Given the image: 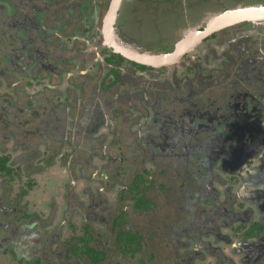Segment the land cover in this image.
Here are the masks:
<instances>
[{
    "label": "flooded vegetation",
    "instance_id": "obj_1",
    "mask_svg": "<svg viewBox=\"0 0 264 264\" xmlns=\"http://www.w3.org/2000/svg\"><path fill=\"white\" fill-rule=\"evenodd\" d=\"M111 1L107 2L106 0V10H103L105 0H103L104 3L101 0H87L92 4L91 7L94 9L98 23H100L101 17L102 25ZM140 1L146 8L149 5L146 3H151L154 0ZM163 1L168 3V0ZM189 1L199 6L204 4L199 2L201 0ZM167 3L168 6L169 3ZM82 7L83 0H11L9 6L0 3V11L7 9L6 11L11 12V15H8L11 16L10 19L2 21L0 28L2 24L11 26L15 30L11 41L16 44L15 49L12 47L14 51L6 53L9 57L7 61L10 77H7L4 72L5 67L0 66V75L4 73L1 82L4 87L17 81L13 76L15 71L24 75L26 68H31L32 76L37 77L45 74L48 79H52L58 84L63 83V78L67 73H79V70L86 67L87 64L92 67L102 66L103 71L106 70L104 74L105 80H107L105 82L103 80L100 85L96 83L88 99L81 96L83 81L78 82L75 79L71 80L76 89L74 100H71L72 96L68 97L66 101L54 100L49 96H44L45 102L43 98L41 99L44 103L43 106L46 107L48 119L51 121L54 119V121H52L51 128H40L39 134H44L46 131L44 135L48 139L38 143L43 142L44 145H49L51 141L55 144L60 143L66 129L65 119L73 120L69 116L70 108L67 107L71 103L79 102L78 104L82 103L84 106L88 104L85 106V112L93 120H99L101 117L106 119L109 114L115 115L120 111L119 106L126 105L127 110L137 116V124L141 125L143 129V133L139 134L141 139L128 140L131 144L126 154L119 146L120 141L118 143L112 141L117 145L111 149L108 147V150L106 148L108 143L101 147L99 139L87 140L82 146L78 143L77 148L70 154V162L75 158L74 163L80 169L81 178L77 182L83 186L86 183L84 181L86 178L94 177L95 180L102 181L103 188L112 190L114 181L119 178L124 188V181L129 180L131 176L130 165L136 167L142 164L153 169L165 168L166 172L161 175H165L168 179L166 181L158 179L157 185H154L157 195L162 194V197L173 195L177 199L175 201L178 199L181 201V198L190 195H198L195 200L189 199L191 202L190 211L182 217L184 218L183 226H181L182 231L186 229L189 234L196 235L200 245H197L196 240L191 238L192 243L196 245L193 250L197 253L193 256L189 255L188 260L196 259L198 255V259H200L201 253L206 250L214 255L218 261L217 264H237L236 259L229 257L223 247L215 245L219 240L224 245L231 246L234 252L243 255L239 261L240 264H264V38L261 36L256 40L251 34L246 41L240 44L238 34L234 35V39L226 40L224 33L228 29H217L203 38L195 47L187 49L179 61L170 63L167 59L156 65L141 64L111 48V41L106 42L104 39L105 36L108 37L109 26L103 28L104 33L102 32L101 36H99V27H95L93 30L86 26L82 30L79 26L81 14H77ZM85 7L87 8V6ZM122 7L120 6L121 9ZM18 8L25 10L21 11L22 14L19 16L16 12ZM47 8L49 11L53 8L51 12V17L54 18L53 27L50 26L46 29L41 25L42 34L47 32L45 38L42 36L33 37L29 33H38L40 25L37 20L44 15ZM227 10L229 8L222 7L221 9L223 12ZM6 11H4V15H6ZM203 11L207 14L204 16H208L211 12H208L206 8ZM33 13L36 14L34 18ZM1 16L3 15H0V21L2 20ZM204 16L194 17L192 21L198 24L203 21ZM119 17L121 15L118 11L117 21L113 25L115 32L120 22ZM190 17L191 15L186 14L187 20H190ZM159 18L162 20L164 17L159 16ZM196 19L198 21H195ZM151 24L156 23L154 21ZM34 25L38 26L31 29ZM237 25L241 24L232 25L229 29L235 28ZM257 27L260 30L256 29L260 32L253 27L248 29L251 32L256 30L260 35H264V21L258 22ZM19 31L26 34L25 37H19ZM0 33L5 35V31H1V29ZM82 36L86 42L84 46L91 44L96 46L95 49L89 47L91 51L84 50L80 42ZM63 37L65 40L61 41ZM69 37L75 41H69ZM116 37L118 42L125 45L127 49L126 52L124 51L125 53L147 52L152 54L153 51L155 52L153 54L162 55L166 54L170 46L175 43L164 44V48H162L161 43L158 42L155 45L156 48L146 49L138 47L140 43H127L120 40L117 35ZM15 39L19 42H15ZM100 39L105 40L101 43V49L96 44ZM69 42L71 43L69 44ZM251 43L254 47V57L242 61L240 58L237 61L243 49L249 47ZM220 45L222 47H219ZM58 48L64 51L69 50L70 53L76 52V54H62ZM118 55L123 57L120 64L117 63ZM215 55L220 65L218 70L225 71L219 82L229 80L227 77H230L228 74L231 75V73H234V82L238 79L237 74L241 76L242 81L239 86H235L229 81V89L222 85L221 92L216 91L217 97L210 101L205 100L203 96L197 99L195 96L199 91L209 87L208 83L204 84L207 74L216 70L210 67V59ZM259 55L261 57L257 58ZM17 59L20 60V65ZM236 63L237 65L239 63L237 67ZM173 65L181 67V71L175 70V76L189 72L186 76L191 74L199 87L197 89H193L192 86L187 88L191 83L189 79L185 83H175L177 78L168 74V67ZM114 68H116L115 72ZM1 69L3 70L1 71ZM91 73L93 72L87 71L76 79L86 77L84 83H88L87 79L95 77V74ZM68 82L69 79H67ZM236 83L238 85L237 81ZM113 86L114 91L111 88ZM172 86L174 87L172 88ZM233 87L237 92L235 94L229 92ZM173 90L176 91L175 94L182 91V96L171 95L170 92ZM209 91L213 94L211 89ZM111 92H114L112 99L108 97ZM169 95L174 98L173 101L169 100ZM180 100L184 101L179 102ZM3 101L4 103L0 98V157L8 155L7 145L12 138L15 141L13 150L17 149L19 144V130L14 126H17L21 119L14 111L22 113L28 111H25V107H18L17 103L10 99L5 98ZM181 104H187V107L183 108ZM13 106L15 107L13 108ZM34 106L32 104L28 112L32 113L31 109L35 108ZM72 106L74 107V105ZM6 114H9V118L4 117ZM242 115H247L244 117V120H247L246 123L241 122L240 116ZM80 122L83 131H88L86 122L90 121L87 117L85 116ZM108 122L106 120L104 125H109ZM248 122L250 127H247ZM27 123L28 121L25 124ZM99 124L101 122L95 124L97 130L100 129ZM6 126L13 129L9 136L2 131V128ZM79 127H73V131ZM22 133L25 137L32 134L29 131H22ZM63 143L65 142L63 141ZM25 146L27 147L22 149L29 152V147L33 144L25 143ZM99 148L100 150L102 148L104 154L108 151L107 163L100 167V170L90 164L89 166L92 168H88V153L102 155ZM52 150L54 151V149ZM117 151H119L118 155ZM141 154L144 156V161L137 157ZM30 155H19L15 159L9 155L10 160H8L7 166H11L13 171L11 173L0 171V178H4L0 182V264H63L64 262L70 264L65 257V250L71 244L70 235L63 237L64 224L72 229L76 228V224L70 219L73 215L80 216L83 218V222L89 224L90 220L98 219L96 210L90 205L86 211H92V213H84L81 210L80 201L69 196L72 195L71 191L67 192L63 197L65 203V208L62 211L63 220L51 232V224L56 218V206L50 204V215H42L34 207L29 208L27 203H24V199L20 200V197L26 196L23 193H27L34 186V180L29 179L27 183L29 189L24 190L18 197L8 198L11 195H7L4 191L7 180L22 178L21 173L24 171L29 174L30 172H27L29 168H32L31 173L39 171L38 168L33 169L32 164L28 163ZM51 156L54 157L53 154ZM162 158L170 159L166 163ZM17 160L24 161L26 163L24 167H15ZM70 162H68V166H70ZM68 173L73 175L70 170ZM71 179L73 183L74 179ZM162 181L164 182L163 189L159 186ZM100 190L101 188L97 190L98 195H101ZM85 191L89 195H94L91 189L90 192ZM121 193L122 190L116 195H121ZM73 195L78 194L74 193ZM129 195H142V193ZM147 195H150L149 192ZM157 195L153 200H159ZM197 201L198 203H196ZM232 202L235 205H232ZM99 203L102 204L103 201L100 199ZM113 210L114 208L102 214L101 220L110 223ZM179 213L175 215L177 219L180 218ZM45 226L47 227L42 232V236L36 240V243L41 240L39 244L27 242L26 236L32 235L35 229L38 231L39 227L44 228ZM226 229L231 230L232 233H228ZM209 236H212L214 240L207 239ZM201 242L207 243L209 247L202 245ZM182 245L189 248L185 243ZM210 247L216 252L209 251Z\"/></svg>",
    "mask_w": 264,
    "mask_h": 264
},
{
    "label": "rangeland",
    "instance_id": "obj_2",
    "mask_svg": "<svg viewBox=\"0 0 264 264\" xmlns=\"http://www.w3.org/2000/svg\"><path fill=\"white\" fill-rule=\"evenodd\" d=\"M11 0H0V3L5 6H9ZM103 2V0H101ZM123 1H128V0H123ZM108 2V0H107ZM107 2L105 0V7L103 10H106V5ZM136 2H140L138 9H131L128 5L125 3L122 5V9L119 8V12L121 17H119L120 22L118 24L117 28V36L120 38V40H123L127 43L129 42H135V43H140L138 47L140 48H156L155 45L161 43L162 48H164V44H170L174 43L176 41V38L180 37L186 30L187 28L193 29L194 26H196V23L192 21L194 17H203L204 11L203 9H207L208 12H219L221 11L222 7L225 5L226 8L231 9L232 7L235 8L238 5H245V6H250V5H259L263 4L264 5V0H201L199 2H203L204 4L202 6H199L197 4H194L190 2L189 0H168L169 5H161L160 0H154L151 1V3H146L149 4L146 6V8L143 6L142 1L139 0H130L129 5H134ZM104 3V2H103ZM238 3V4H237ZM89 4V7H88ZM234 5H236L234 7ZM82 6V4H81ZM87 6V8L85 7ZM92 4L87 2V0H83V7L80 12L77 14H81L80 17V23L79 26L82 30L84 28L90 27L93 30L95 27H99V23L97 22V19L95 18V12L93 7H91ZM91 7V8H90ZM9 8V7H8ZM195 8V9H191ZM19 9V8H18ZM16 9L17 11H25L24 9ZM5 9L4 11H6ZM4 11H0V15L2 21L6 19L8 21L10 19L11 12L6 11V15ZM27 11V10H26ZM44 12L43 14H45ZM186 14L191 15L190 20L186 19ZM35 13L32 14V16L35 17ZM203 15V16H202ZM164 17L162 20L159 18ZM118 19V18H117ZM101 17H100V24H101ZM117 21V20H116ZM156 24H151V22H154ZM195 21H198L196 19ZM158 24V25H157ZM5 27H2L3 31H5V35H1L0 33V66L5 67L4 72L6 73L7 77H10V68L8 65V55L6 53L12 50V47L15 49L16 44L12 42L13 40V35L15 33L14 29H10L8 25H4ZM251 26V24H250ZM249 24L243 25L242 27L240 25L235 26V28H228L226 32L224 33L225 38L224 39H234V35L238 34L239 38L238 41L240 44H242L246 39L248 38L249 34L251 33L253 37L257 40V38H260L261 36L264 38V35H260L258 32H260L259 27L254 26L253 28L256 29L254 32H249ZM242 30V31H241ZM248 31V32H247ZM20 37H24V33L19 31ZM262 38V39H263ZM167 39V40H166ZM65 40V37L61 39ZM264 40V39H263ZM81 46L84 50L86 51H91L89 47L92 49H95L94 45L88 44V46H84L86 42H84V37L82 36V39L80 40ZM71 42H69L70 44ZM101 43V41L99 42ZM233 44V43H232ZM101 45V44H100ZM258 45V44H257ZM263 45V44H262ZM261 45V46H262ZM260 46V47H261ZM219 47H222L221 45ZM218 47V48H219ZM240 47V45H239ZM98 51V50H96ZM248 51V52H247ZM17 52V51H15ZM70 53V52H67ZM152 53H155L152 51ZM250 53V54H249ZM254 47L253 43L249 47H246L243 49L241 55L237 58V61L241 58L242 60L246 59H251L254 57ZM76 54V52H71L70 55ZM66 56L69 57L68 54ZM71 57V56H70ZM261 57L259 55L257 58ZM73 61V60H71ZM17 62L20 65V60L17 59ZM211 66L212 68L216 69L215 71L211 72L210 74H207V78L204 81V84L206 85L207 83L209 84V87L200 90L199 93L195 96L197 99H200L202 96L205 98V100H212L215 97H217V92H221L220 87L223 85L229 89L228 87L229 81H231L235 86H239L240 82L242 79L240 78L237 74L238 79L235 80L234 82V73H231V75L228 74L227 81H221V77L224 76V72H221L218 70L220 68V65L218 64V61L216 60V55L210 59ZM72 63V62H71ZM86 65V63H85ZM239 65V63H238ZM236 63V67L238 66ZM168 74L173 75L174 77L177 78L175 83H185L188 79L191 81V83L187 86L189 88L190 86L193 87V89H197L199 86L197 84L196 79L190 74L189 76H186L189 74V72L185 73L184 75H179L175 76L174 72L176 69H179L181 71L180 65H173L168 67ZM233 69V68H232ZM3 69H1L2 71ZM12 71V70H11ZM93 72L91 74H95V77H91L88 80V83H84L85 78L81 79H76V77H79L81 75H84L85 72ZM106 71V70H105ZM105 71H103L102 66L100 67H92L91 65L87 64L86 67L82 68L79 70V73L76 72V74H71L70 72L67 73L65 77L63 78V83L58 84L52 81V79H48V77L45 74H41L39 76H32L33 72L31 71V68H26L25 72L26 74L20 75L18 71H15L14 77L16 78V82L12 84H16L15 86L8 85L7 87H4L2 82V76L0 75V98H2V102L4 103L3 99H10L14 103H17L18 107H30L32 104L35 105L33 108L32 107V113H22L20 111H14L17 116L21 119L18 121V125L14 126L19 130V135L20 139L18 141V147L17 149L13 150L14 148V139L8 143V155L12 156V159H15L16 156L19 155H24V154H29L30 155V160L28 163L31 165V167L38 168V172H33L32 168L27 169V174L26 172H22V178H15V179H10L5 182V187L6 190H4L7 195H11L8 198L11 197H18L21 193H23L24 190L29 189L27 183L29 179H32L35 181L34 186L30 188V190L27 193H23V196L20 197V200L24 199V203H27L29 208H35L39 213L42 215H50L51 209H50V204L53 206H56V218L51 224L50 231L52 232L53 229H55L58 226V223H60L62 219V211L65 208V203L63 200L64 195H66L67 192H70L72 195H69L71 198H76L80 201V206L83 207V212L86 213V209L88 206L92 205L94 209L96 210L98 219H93L89 221V227L90 229L96 233V236L99 238V242L101 244L106 245L110 249V258L107 261L101 262L100 264H138L140 262V258H142V255L140 254L137 257H132V256H123L120 254L119 250V245L117 244V241L111 233V229L108 226V222H105L104 220H101V215L107 213L114 207L118 202V197L119 195H116L117 192L120 190H123V183L121 179L119 178L117 181H114L113 183V189H105L103 188L102 181L99 179H94V177L86 178L84 181L86 182L85 185H81L77 182L81 176L79 175L80 169L79 167L74 163L75 158H73L70 162V154L74 152V150L77 148V144L79 143L80 146H82L87 140L88 141H95L96 139H99L100 141V146L102 147L106 143L107 150L108 147L109 149L115 148L117 143L120 141L119 146L121 147V150L126 154L128 152V148L130 147L129 145L131 144L128 140L130 139H135L138 138L139 140L141 139V134L143 133V129L141 125L137 124V116H134L131 114L130 110H127L126 105H117L120 108V111H118L115 115L109 114L108 118H103L101 117L99 120H93L89 118V114L85 112V106L81 103L77 104L71 103L67 107L70 108L69 116L73 120H67L65 119V126L66 129L63 134V139L60 140L58 144H55L54 142H50L49 145H44V143H38L39 141H45L48 138L46 135V131H44V134H39L40 128H51L52 121L48 119V116L46 114V107L43 106L46 99L44 98L49 96L51 99L58 100L61 99L63 101H66L68 97L71 98V100H74L75 97V91L76 89L73 87V84L71 82L72 79L77 80L78 82L81 80L83 81L82 88H81V96L83 98L88 99L91 95V91L93 86L97 83V85H100L101 82H104L105 80ZM240 74V72H239ZM111 77V75H109ZM109 76H107L109 78ZM67 79H69V82L67 83ZM86 80V81H87ZM58 81V80H57ZM56 81V82H57ZM238 82V85L236 83ZM125 84V83H124ZM203 84V85H204ZM3 86V87H2ZM174 86H172L173 88ZM114 91V86L111 87ZM209 89L213 91V94L210 93ZM63 92L60 95H57L59 93ZM231 94L237 93L234 89L229 91ZM176 91L170 92L171 95H174ZM186 94V92H184ZM182 94V91L175 94L180 96ZM112 96H114V92H111L109 94V98L112 99ZM182 96V95H181ZM220 96V95H219ZM43 98V101L41 99ZM172 99L173 97L169 95V100ZM184 100H180L179 102H182ZM74 105V107L72 106ZM183 108L187 107V104H181ZM179 104L177 103V107ZM15 106H13L14 108ZM39 107V109H38ZM43 107V108H42ZM34 109V110H33ZM12 110V109H10ZM9 110V111H10ZM90 122H86L87 124V130L83 131V126H81V122L85 116ZM5 118H9V114L4 115ZM24 119H28V123L25 124ZM108 120L109 122L107 124L109 125H104L105 121ZM40 122V124H39ZM98 122H101L100 129L97 130L95 128V124ZM48 123V124H47ZM6 124V123H4ZM3 124V125H4ZM31 125H33L31 127ZM80 126V127H79ZM73 127H79V129L73 131ZM93 129H92V128ZM92 129V130H91ZM13 129H10L9 127H3L2 131L9 136L10 132ZM95 130V131H94ZM22 131H29L32 134H29L30 136L25 137L23 135ZM43 131V130H42ZM140 134V135H139ZM63 141L65 143H63ZM112 141H116L117 143H112ZM25 143L27 145L33 144V146H28L29 147V152L22 148H26ZM127 143V144H126ZM39 144V145H38ZM63 144V145H61ZM54 149V152L53 150ZM99 151H101L102 155H96L95 153L91 154L88 153V161H87V166L89 167H94L97 168V170H100V167L105 165L108 161V151L104 154V151H102V148ZM51 154L54 155L51 156ZM117 155L119 154V151L116 153ZM38 155V156H35ZM100 156V157H99ZM118 157V156H116ZM119 158V157H118ZM49 159H51V162L48 163ZM117 159V158H116ZM65 161V162H64ZM68 162H70V166H68ZM15 164V163H14ZM24 164H26L24 161H18L15 167H24ZM66 164V165H65ZM89 164L91 166H89ZM68 167V168H67ZM91 167V168H92ZM69 170L73 173H75V176L72 174H69ZM92 171V170H91ZM133 174H131L132 176ZM31 176V177H30ZM129 176V175H128ZM127 176V177H128ZM130 176V178H131ZM156 177L160 180L161 178L165 177V175H161L157 173L156 171ZM74 179V182L72 183V179ZM4 180L3 177L0 178V182ZM154 186V185H153ZM4 187V186H3ZM101 188V195H98V189ZM93 191L94 195H89L86 193L85 190H88L87 192ZM157 189L151 188L149 190V196L151 198H154L157 193ZM236 190V188H235ZM74 193H77L78 195H73ZM129 194H132L133 192L128 191ZM158 198L160 199L162 195H157ZM166 199H168L167 195H164ZM103 201L102 204L99 203V200ZM164 200V199H161ZM153 201H160V200H153ZM166 200H164L163 203H165ZM235 202V201H234ZM124 204L128 205L131 203V200H128V203L126 201L123 202ZM232 205L233 204L232 202ZM88 214L92 213V211L87 212ZM156 213V212H155ZM152 214V213H145V217L150 220V218H154L155 220V215L158 214ZM129 217V216H128ZM134 219L137 220V217H133ZM152 218V219H153ZM71 221H74L76 224V230L73 232L72 228L67 226V224H64V231H63V237L65 238L67 235H82V231L80 230V225L83 223V218H81L78 215H73L72 218H70ZM139 222V220H138ZM36 227V226H35ZM44 228L39 227L38 231L35 229L33 231L32 235L26 236V240L28 243H33V244H39V242L36 243V240L40 239V236H42V232L44 231ZM50 227V226H49ZM37 228V227H36ZM228 233H232L231 230L226 229ZM115 234V233H114ZM63 239V238H62ZM60 239V241H62ZM207 239L214 240V238L209 236ZM182 243H185L186 245L189 246L185 248L183 245L179 244L178 247V254L179 257H175L177 254L174 252L173 247H170L166 245L165 241V236H159L158 240L156 242V249L160 253L161 257L148 260V264H216V258L214 255H212L209 252H204L205 256H203L201 259H193V262L189 259L188 260V255L186 254L187 252L191 253L193 250V247L195 244L192 243L191 239H189L188 236L182 237ZM215 245H219L223 247L224 251L227 253L229 257H233L236 259L237 264H240V259L242 258V254L236 253L233 251L232 247L229 246L228 244L224 245L222 242L219 240L215 243ZM149 248H152V244H148ZM146 259H149L147 256H144ZM178 258V259H177ZM75 258H70L67 259L70 264L74 261ZM224 264V263H223ZM227 264V263H225Z\"/></svg>",
    "mask_w": 264,
    "mask_h": 264
},
{
    "label": "trees",
    "instance_id": "obj_3",
    "mask_svg": "<svg viewBox=\"0 0 264 264\" xmlns=\"http://www.w3.org/2000/svg\"><path fill=\"white\" fill-rule=\"evenodd\" d=\"M160 3H162L161 5H166L167 2L160 0ZM223 7L226 8L225 5ZM45 11L46 13L37 20V23L40 26L34 25L31 27V29H35L38 26V33H29L33 37L42 36L45 38L47 32L45 34H42L41 25H43L46 29L50 26L53 27L54 18L51 17L53 8H51L50 11L47 8ZM21 14V11L17 12L18 16ZM2 27H5L4 24H2ZM2 27L0 28L1 31H3ZM8 27L10 29H13L9 25ZM20 34L21 33L18 34L19 37ZM25 35L26 34H24V37ZM69 41L72 42L75 40H72L71 37H69ZM15 42L18 43L19 41L15 39ZM58 50L62 51V54H65L69 51H64L60 48H58ZM122 61L123 57L118 55L117 63L120 64ZM140 66L143 67L142 65ZM115 69L116 68H114V72ZM26 110L30 111L28 106H25V111ZM28 111L24 113H30ZM27 121L28 119L24 120V122ZM59 132L61 133V131ZM137 157L141 161H144V156L142 154ZM168 159H163V161L167 163ZM8 160H10L9 155H3L0 157L1 172L11 173L13 171L11 166H7ZM49 162H51V159H49L48 163ZM129 168L131 169L130 175H133L129 180L124 181L125 186L122 190L121 195H119L118 197V202L115 205L116 207H114L110 223H108V226L112 231L111 233H113L117 244L119 245L120 254H122L123 256L129 255L132 257H137L141 254L142 258H140V262L138 264H148L150 260L161 257L160 253L156 249V242L158 240V237L162 235L165 236L166 245L173 247L172 249H174V252L177 253L175 257H179L178 247L182 245V237L188 236L190 237V239L192 238L196 240L197 245H199L196 235L189 234L186 229L182 231L181 227L183 226L182 222L184 219L182 217L185 216L188 211H190L191 202L189 201V199L193 198V200H195L198 195L183 197L181 198V201L179 199L178 201H175L177 199H175L173 195L168 197V199H166L165 197H161L159 199L160 201H153V198L147 195V193L151 188L154 189L153 185H157L158 178L156 177V171L157 173L161 174L163 172H166V169H153L150 167L148 168V166L142 164L140 166L137 165L136 167L130 165ZM167 179V177L161 178V180L163 181H166ZM163 181L159 184L161 189L164 188ZM128 191L133 192L132 194L142 193V195H129ZM161 199L166 200V202L163 203L164 200ZM128 200H131L130 204L126 205L123 203L124 201L128 203ZM196 203H198V201ZM81 210L83 211V207L81 208ZM155 212L158 214H156ZM145 213H155V220L153 217V219L150 218V220H148L145 217ZM177 213H179V219L175 217ZM133 217H137V220ZM89 226L90 225L88 223L83 222L79 226L80 230L83 233L82 235L70 234L69 241L71 244L65 250V257L66 259L75 258L71 264H100L101 262L107 261L110 258L109 247L99 242L98 236H96L95 232L90 230ZM72 230L74 232L76 229L74 228ZM148 244H152V248H149ZM178 244L179 246H177ZM201 244L204 246H208V244H205V242H201ZM191 251V253L193 254L189 252H187L186 254L188 256H193L194 254L196 255L197 252H195V250ZM209 251L216 252L212 247L209 248ZM144 256H147L149 259H146ZM198 256L196 257L197 259ZM191 261L193 262V260ZM63 264L69 263L64 262Z\"/></svg>",
    "mask_w": 264,
    "mask_h": 264
},
{
    "label": "water",
    "instance_id": "obj_4",
    "mask_svg": "<svg viewBox=\"0 0 264 264\" xmlns=\"http://www.w3.org/2000/svg\"><path fill=\"white\" fill-rule=\"evenodd\" d=\"M122 0H112L110 7L106 13L104 18V26H109V37L111 41V48L115 52H120L124 54L126 57H129L133 60L138 61L141 64H161L163 61L167 60L170 63L179 61L181 55L186 52L187 49H191L200 43L203 38H205L209 33L214 32L215 30L219 29L220 27L230 26L235 23H240L244 21H264V5H239L237 8L229 9L226 12H222L216 14L214 17L208 19L205 23H203L201 28H195L190 31H187L180 40L176 42L174 45V49L171 53L168 54H151L147 52H136L135 53H125L126 48L125 45L117 41V37L115 35L114 23L116 21L117 12L120 7ZM111 15L110 19L108 17ZM109 22V23H108ZM122 47V48H121ZM125 51V52H124ZM247 115L240 116L241 122H247L244 120V117ZM247 127H250V123L248 122ZM251 130V129H249Z\"/></svg>",
    "mask_w": 264,
    "mask_h": 264
},
{
    "label": "clouds",
    "instance_id": "obj_5",
    "mask_svg": "<svg viewBox=\"0 0 264 264\" xmlns=\"http://www.w3.org/2000/svg\"><path fill=\"white\" fill-rule=\"evenodd\" d=\"M129 1L130 0H128V1H121V4H120V6H122L124 3L126 4V5H128L131 9H138V7H139V4H140V2H136L134 5H129ZM140 1V0H139ZM237 7H239V5L237 6ZM237 7H235V8H237ZM120 8V7H119ZM231 9H233V8H231ZM19 10V9H18ZM118 11H119V9H118ZM16 12H18L17 10H16ZM223 11H219V12H209V14H208V16H204V18H203V21H201V22H198V24H196V26H194V28L193 29H195V28H201L202 27V25H203V23H205L208 19H210V18H212V17H214L216 14H219V13H222ZM224 12H226V11H224ZM118 13V12H117ZM258 22H260L259 20H254V21H244V22H240V23H235V24H241L240 26L242 27L243 25H246V24H249V28H252V27H254V26H257L258 25ZM235 24H232V25H235ZM250 24H251V26H250ZM104 25V24H103ZM103 25H102V23L100 24L99 23V28H98V31H99V36H101L102 35V32H103ZM232 25H230V26H232ZM230 26H226V27H220L219 29H223V28H226V29H228ZM190 30H192L191 28L190 29H188V30H186L183 34H185L187 31H190ZM115 31V30H114ZM242 31V30H241ZM248 32V31H247ZM249 32H251L250 30H249ZM104 33V32H103ZM183 34L180 36V37H178L177 39H176V41H175V43H174V45L176 44V42L178 41V40H180L181 39V37L183 36ZM211 33H209L208 35H210ZM115 35H117L116 34V32H115ZM207 35V36H208ZM251 35V33L249 34V36ZM104 36H105V34H104ZM104 39L106 40V36L104 37ZM105 40H98V42L96 43L99 47H100V49H101V47H102V42H105ZM226 40H229V39H226ZM101 41V43H99ZM117 41H118V39H117ZM120 42V41H119ZM121 43V42H120ZM101 44V45H100ZM174 45H171L170 46V48H169V50H168V52L166 53V54H168V53H171L172 51H173V49H174ZM195 47V46H194ZM172 49V50H171ZM171 50V51H170ZM241 78V77H240ZM206 250H204L202 253H201V258L203 257V256H205V254H204V252H205ZM208 252V251H207ZM210 253V252H209ZM200 258V259H201ZM197 259V258H196ZM218 263V261H217V259H216V264Z\"/></svg>",
    "mask_w": 264,
    "mask_h": 264
},
{
    "label": "bare ground",
    "instance_id": "obj_6",
    "mask_svg": "<svg viewBox=\"0 0 264 264\" xmlns=\"http://www.w3.org/2000/svg\"><path fill=\"white\" fill-rule=\"evenodd\" d=\"M110 17H111V15H110ZM104 27H106V26H104ZM109 33H110V30H109V32H108V37H106V42H108V41H110L109 39H110V37H109ZM122 48V47H121ZM126 48V47H125ZM166 61V60H165Z\"/></svg>",
    "mask_w": 264,
    "mask_h": 264
}]
</instances>
